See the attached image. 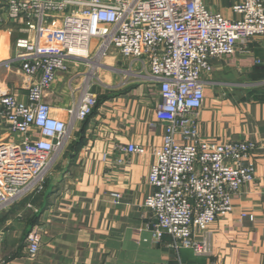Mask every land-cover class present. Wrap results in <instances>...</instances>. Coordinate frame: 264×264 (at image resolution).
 I'll return each instance as SVG.
<instances>
[{"label": "built area", "instance_id": "1", "mask_svg": "<svg viewBox=\"0 0 264 264\" xmlns=\"http://www.w3.org/2000/svg\"><path fill=\"white\" fill-rule=\"evenodd\" d=\"M4 1L7 17L22 21L34 38L18 39L14 58L0 66L7 69L18 62L21 73L34 80L25 102L9 92L0 95V127L6 133L0 139V214L43 189L76 125L97 105L87 85L68 110V121L56 119L44 100L56 76L69 72L71 65L88 67V78H100L104 69L158 88L154 112L164 129L163 142L153 150L156 163L148 175L153 192L143 202L153 219L154 238L169 237L175 251L209 255L207 239L195 241L193 230L205 233L231 212L232 197L255 179V164L247 161L255 146L208 145L192 122L203 105L202 76L210 73L211 61L246 53L252 39L264 37V0H228L239 20L209 12L201 0ZM56 19L57 47L45 51L43 34ZM110 51L127 66H106L102 60ZM114 151L145 153L131 144L117 145ZM25 242L34 257L39 233L30 231Z\"/></svg>", "mask_w": 264, "mask_h": 264}, {"label": "crops", "instance_id": "2", "mask_svg": "<svg viewBox=\"0 0 264 264\" xmlns=\"http://www.w3.org/2000/svg\"><path fill=\"white\" fill-rule=\"evenodd\" d=\"M201 1L211 13L241 18L228 0ZM59 26L56 19L43 34L45 51L56 49ZM22 38L33 39L34 32L26 31L22 21L10 20L0 0V64L14 58L15 42ZM247 50L211 61L210 73L202 76L203 105L192 122L208 145L255 146L247 160L255 164V179L232 197L231 212L205 233L193 230L195 241L207 239L209 255L175 251L167 236L157 241L151 213L143 207L153 192L148 183L156 163L153 150L162 146L164 134L154 112L157 86L104 69L100 78H88V67L71 65L45 94L52 115L67 122L68 110L87 85L97 105L67 143L70 153L62 163L59 187H45L42 194L0 214V259L5 264H264V37L252 39ZM102 62L116 69L127 66L114 51ZM11 65L0 66V95L9 92L25 102L34 79L21 73L18 62ZM5 138L0 127V139ZM129 144L142 147L144 155L114 151ZM33 230L40 244L30 257L25 238Z\"/></svg>", "mask_w": 264, "mask_h": 264}, {"label": "rangeland", "instance_id": "3", "mask_svg": "<svg viewBox=\"0 0 264 264\" xmlns=\"http://www.w3.org/2000/svg\"><path fill=\"white\" fill-rule=\"evenodd\" d=\"M122 78V76L120 77ZM74 136V131H73V134L70 136V140L71 138ZM69 149H68V145L65 147V149L63 150V152L58 156L57 160H56V163H55V167H53V169L51 170V173L50 175L48 176L46 182L44 183L43 185V189L41 191H39L38 193H35L34 196H38L40 194H42L44 192V189L45 187H59V185L62 183V182H59V180H63L64 177H62V168H63V164L65 161H66V158L68 156V154L70 152H68ZM64 161V162H63Z\"/></svg>", "mask_w": 264, "mask_h": 264}]
</instances>
